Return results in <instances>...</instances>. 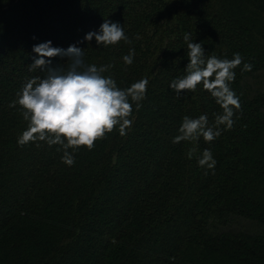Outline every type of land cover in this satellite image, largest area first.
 <instances>
[{
    "label": "trees",
    "instance_id": "obj_1",
    "mask_svg": "<svg viewBox=\"0 0 264 264\" xmlns=\"http://www.w3.org/2000/svg\"><path fill=\"white\" fill-rule=\"evenodd\" d=\"M105 20L131 43L86 41ZM185 34L206 56L243 58L230 84L241 104L234 126L201 137L192 159V143H173L183 118L206 114L214 126L222 109L202 85L170 88L190 62ZM49 41L113 65L103 75L122 90L148 80L127 134L81 147L71 167L58 145L18 144L28 122L11 106L43 76L29 66ZM205 149L214 170L198 165ZM0 264H264V0H0Z\"/></svg>",
    "mask_w": 264,
    "mask_h": 264
},
{
    "label": "clouds",
    "instance_id": "obj_2",
    "mask_svg": "<svg viewBox=\"0 0 264 264\" xmlns=\"http://www.w3.org/2000/svg\"><path fill=\"white\" fill-rule=\"evenodd\" d=\"M93 37L97 45L108 47L120 41L131 43L119 23L105 20L99 32H90L86 41ZM139 39V37H137ZM192 34H185L189 64L182 78L173 79L170 88L178 95L182 92H195L198 86L208 91L220 106L222 112L215 115V125L210 126L207 115L199 118L185 116L179 127V134L173 139L174 144L190 142L193 147L188 151L192 159L198 151V141L202 137L205 142H212L221 135L220 126L230 130L235 123L233 117L240 111L239 97L231 89L235 80L234 69L241 65L242 57L234 54L233 59H218L206 56L200 43H192ZM37 58L29 66V71L45 69L43 76H35L27 81L17 93L18 104L22 116L28 122L27 130L18 138V144L46 142L49 147L60 146L63 150L62 162L71 167L75 163L74 153L81 147L88 151L94 149L96 142L118 128L121 136L133 123V103L138 110L145 99L148 80L141 79L127 89L117 87L111 76L103 75L113 65L97 67L86 64L85 50L69 46L66 50L54 48L51 41L34 46ZM67 57L65 67H51V58ZM134 50L124 56L125 65L133 63ZM47 58V59H45ZM252 65L243 64L242 71L250 72ZM214 77V78H213ZM69 149L72 151L69 152ZM198 165L214 170L216 161L210 150L205 149ZM207 174V173H206Z\"/></svg>",
    "mask_w": 264,
    "mask_h": 264
}]
</instances>
